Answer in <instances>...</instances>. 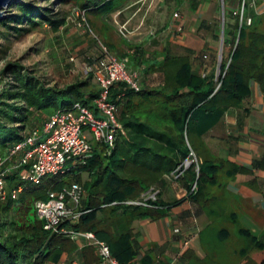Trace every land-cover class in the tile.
I'll list each match as a JSON object with an SVG mask.
<instances>
[{
  "label": "trees",
  "instance_id": "trees-1",
  "mask_svg": "<svg viewBox=\"0 0 264 264\" xmlns=\"http://www.w3.org/2000/svg\"><path fill=\"white\" fill-rule=\"evenodd\" d=\"M34 1L13 3L9 11L11 14L0 21V40L6 43L0 45V79L4 82L0 88L1 154L20 142L29 129L40 128L59 109H70L79 103L94 110L93 100L99 92L91 77L85 74L86 79H77L60 87L51 85L18 61H5L11 39L41 27L58 32L66 24L67 13L61 9L55 12L57 6L71 5L80 11L82 17L87 12L103 17L116 11L127 0H53L51 7H41ZM198 4L194 2L192 9ZM249 15L252 16L251 26H243L238 34V24L233 21L227 36H224L225 44H230L231 49L225 56L222 53L217 78L214 74L201 77L192 73L188 57L168 53L162 56L161 62L146 65L143 49L135 47L132 59L135 67H142L145 73L160 72L163 75L162 85L138 92L124 84L111 88L110 100L118 106L117 119L127 130L128 136L125 138L120 131L109 155L104 148L94 150L90 157L76 165L75 172L68 171L62 175L64 177L47 180L40 185L22 182L16 174L6 179L10 189L22 185L23 191L17 200L0 205V264H56L63 254L69 255L75 251V243L68 237L43 230V222L37 218L34 209L35 201L44 200L49 192L72 183L82 185L85 197L81 206L83 213L71 228L79 233H93L96 239L108 245L111 256L120 264H131L138 254L131 229L134 221L162 218L161 211L184 200L196 204L200 212L211 217L214 213L209 208L215 201L209 189L224 187L221 177L229 178L247 171L228 162L220 161L215 165L217 161L206 156L199 162L198 173L195 165L191 164L179 179L180 185L187 191L184 199L165 204L158 195L156 201H147L149 207L121 203L138 201L150 188L165 186L166 176L188 158L190 150L201 158L202 135L228 109L242 107L250 97L252 82L264 94V15L256 16L252 11H249ZM203 27L208 30L210 26L202 22L200 29ZM214 39L218 40V36ZM100 54L101 48L98 55L86 57L83 65L93 64ZM212 58L215 60V54ZM157 110L155 115L163 125H158L152 118L151 114ZM158 142L164 143V146L158 145ZM253 164L264 172V153ZM83 174H86L87 180L83 181ZM194 183L196 191L191 192ZM29 214H32V218L28 224L15 220L16 217L29 219ZM235 215L233 212L234 218ZM220 233L221 237H228L227 230ZM240 233L249 238L248 247L264 248L263 243L248 231L240 230ZM82 255L87 264L97 260L91 247L84 248ZM188 259L185 256L179 261L186 264ZM142 261L143 264H147V261L153 264L148 255ZM260 264H264V259Z\"/></svg>",
  "mask_w": 264,
  "mask_h": 264
},
{
  "label": "crops",
  "instance_id": "crops-1",
  "mask_svg": "<svg viewBox=\"0 0 264 264\" xmlns=\"http://www.w3.org/2000/svg\"><path fill=\"white\" fill-rule=\"evenodd\" d=\"M231 3V0H228V4ZM212 4L214 2H200L195 9L190 7L185 15H180L179 20H173L171 16L162 27V39L158 48L154 50L146 48L155 39L149 35L139 42L136 46H142L145 53L143 58L145 64L159 63L162 56L168 53L172 56L188 57L192 73L198 76L215 75L218 46L214 37L218 34L220 26L217 30L213 27L214 20L219 19L215 16V10L208 15ZM254 8L255 11L252 8L249 11L256 16L264 15V3L256 2ZM202 22L210 26L208 30L204 27L200 29ZM178 26L184 30L181 37L175 33ZM108 45L119 59H127V64H130L129 67L132 68L131 72H138L137 82L140 89L150 90L162 85L163 75L160 72L145 73L142 67H135L134 61L132 62L135 55H129L132 53V50L131 52L127 50L129 46L126 44L117 47L114 44ZM228 52L226 49L227 54ZM213 54H215V60L212 58ZM204 55L206 59L202 58ZM250 91V97L241 108L228 109L221 119L202 135L200 146H204V151L207 153L201 154L202 157L199 160L201 161L203 156H206L215 159L217 161L215 165H218L220 161L228 162L247 171L239 172L229 178L221 177L224 187L219 188L218 191L232 200L229 211L249 210L264 215V172L256 169L253 164L254 161L260 160L264 153V94L254 82L250 84ZM158 145L164 146V143L158 142ZM178 186L181 188L177 193L171 192L167 183L162 187L156 186L159 199L165 204L184 199L185 189L179 182ZM161 213L162 218L156 220L146 218L132 223L131 229L137 243L138 253L132 264H143L142 260L147 255L153 264H184L185 262L180 263L179 259L185 256L190 258L186 264H192L191 257L193 256L201 259L203 254L200 251L201 243L198 236L202 229L209 227V222L206 216L198 210V206L184 200L179 205L166 209L164 212L161 211ZM242 223H246V227H250L251 224L247 218L242 220ZM176 228L180 230L179 235L173 234ZM183 239L190 240L189 247L183 248ZM74 243L75 251L69 255L63 254L56 264L72 261L87 264L82 251L89 246L85 247L83 240H77ZM94 256L96 257L95 251ZM147 264H149L148 261Z\"/></svg>",
  "mask_w": 264,
  "mask_h": 264
},
{
  "label": "built area",
  "instance_id": "built-area-1",
  "mask_svg": "<svg viewBox=\"0 0 264 264\" xmlns=\"http://www.w3.org/2000/svg\"><path fill=\"white\" fill-rule=\"evenodd\" d=\"M182 3L189 0H179ZM221 6V29L219 30V49L216 60L217 78L220 75L221 52L226 46L230 51L231 45L225 44V8H228V14L238 24V34L243 26H251L252 16L245 15L246 9H253L256 2L264 3V0H236L235 7L225 2L217 0ZM180 14L175 11L172 14L173 20H179ZM49 29V27H45ZM125 30L124 26L119 28L121 34ZM181 26H178L175 33L181 37L184 32ZM100 58L91 65L84 64V74L91 77L93 84L98 89V95L93 100L94 110L75 103L70 109L57 110L48 119H46L40 128L33 127L23 135L20 142L14 144L5 150L4 154L0 152V205H5L9 200H17L23 191V186L19 185L16 189H10L6 179L16 174L22 182L40 185L42 180L49 176L64 175L63 166L68 161L76 160L78 163L84 162L91 156L97 147L102 146L107 155L114 147L117 135L122 127L119 123L118 106L110 100V90L118 84H124L127 88L138 92L140 86L137 82L138 72L128 71L127 59L119 60L111 54L106 48H101ZM206 55L203 59H206ZM74 59L71 58V61ZM229 62L227 63V65ZM202 77H205L204 75ZM219 84L217 85V88ZM44 137V138H43ZM191 164L195 165V170L199 171V162L193 151L190 150L188 158L181 163L166 179H171L174 185H178L183 172ZM24 171V175L21 172ZM191 192L196 191V184L191 186ZM183 194L186 196L187 191ZM159 195L158 189L152 187L141 196L138 201L122 202L126 206L149 207L147 201H156ZM85 197V191L80 184L72 183L59 189L49 192L44 200H37L34 203L35 214L43 222V230L68 237L72 241L83 240L85 247H92L95 251L97 260L92 264H120L111 256L108 245L96 239L93 233H79L71 228V225L77 223L81 211L82 200ZM117 205V203H113ZM174 235H179L178 228L173 230ZM183 248L190 246V240L183 239ZM58 264H79L77 261L59 262ZM132 264V263H131Z\"/></svg>",
  "mask_w": 264,
  "mask_h": 264
},
{
  "label": "rangeland",
  "instance_id": "rangeland-1",
  "mask_svg": "<svg viewBox=\"0 0 264 264\" xmlns=\"http://www.w3.org/2000/svg\"><path fill=\"white\" fill-rule=\"evenodd\" d=\"M203 1L207 3L214 2L209 9L208 15L212 14L215 10V16L219 19L214 20L213 27L217 30L218 26H220L221 29V6L217 0H189L185 3L176 2L175 0H129L116 11L103 17L93 15L90 12H87L85 17H82L80 11L71 5L64 7L57 6L55 12L61 9L62 12L67 13L66 24L58 32L41 27L19 38L11 39L12 44L5 55V61H18L29 70H34L35 75L42 77L43 80L49 82L51 85L57 84L62 87L77 79H86L83 69L85 58L91 55H98L102 47L106 48L119 59L118 55L110 50L108 44H114L116 47L126 44L129 46L127 50L130 52L132 50V53H129V55L133 56L135 55L134 49L137 47L136 45L149 35V37H155V39L146 48L148 50L158 48L162 39V27L172 14L178 11L180 15H185L194 2L200 3ZM232 1L231 7H235L236 0ZM246 1L248 2L249 0ZM15 2L21 3L23 0ZM34 2L41 7H51L53 0L49 2L35 0ZM225 2H228V0H225ZM10 10V7L6 9V16L11 14ZM225 12L224 36H227L233 18L227 13L228 8H225ZM248 13L249 11L246 9L245 15L247 16ZM121 26L125 27V30L122 31L123 34L119 32ZM217 36L218 40L215 43L219 49V34ZM5 44L4 40H0L1 46ZM226 49L225 46L223 52H221L220 61L222 60V53L224 56L227 54ZM71 58L74 60L71 61ZM129 65L126 64L128 71L132 69ZM3 83L0 79V88L3 86ZM157 112L158 110L154 114H151L152 118L157 121L158 125H163L162 120L155 115ZM141 116L143 117L142 112ZM38 125L39 123L36 124V126ZM121 131L126 138L128 136L127 130L122 127ZM92 143L95 149L101 150L103 148L102 146L97 147L95 142ZM204 150L205 147L200 146L202 154L207 153ZM196 160L200 162L197 156ZM77 164L76 160L68 161L64 164L63 171L68 172L72 170L75 172L74 168ZM24 173L22 171L21 175L23 176ZM61 177L64 176L49 175L42 182L57 180ZM82 179L83 181L87 180L86 174L82 175ZM166 181L171 192L177 193L179 188H181L178 185L172 186L171 179H166ZM219 188L223 189V187L216 188V186L209 189L215 201L209 209L214 214H211L212 216L210 217L201 212L202 215L206 216L209 227L202 229L198 236L201 243L200 251L203 254L201 255L202 258L193 256L191 257V263L260 264L264 259V248L259 250L254 246L248 247L247 240L249 238L244 237L240 233V230L248 231L257 241L263 243L264 246V215L256 214L249 210L229 211V206L233 202L231 199L224 197L218 191ZM233 212L237 215H235V218L232 216ZM1 213L2 206H0V215ZM31 216L32 214H29V219L16 217L15 220L18 223L28 224V220L32 218ZM245 218L251 222L250 227H246V223H242V220H245ZM224 229L228 232V237L226 238L221 237L220 233ZM243 251H245L244 255H242Z\"/></svg>",
  "mask_w": 264,
  "mask_h": 264
},
{
  "label": "water",
  "instance_id": "water-1",
  "mask_svg": "<svg viewBox=\"0 0 264 264\" xmlns=\"http://www.w3.org/2000/svg\"><path fill=\"white\" fill-rule=\"evenodd\" d=\"M15 1L18 0H0V21L7 17L5 15L6 9L9 8Z\"/></svg>",
  "mask_w": 264,
  "mask_h": 264
}]
</instances>
